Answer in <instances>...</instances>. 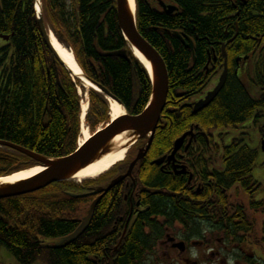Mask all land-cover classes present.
Here are the masks:
<instances>
[{"label": "trees", "instance_id": "16d2710c", "mask_svg": "<svg viewBox=\"0 0 264 264\" xmlns=\"http://www.w3.org/2000/svg\"><path fill=\"white\" fill-rule=\"evenodd\" d=\"M160 4L172 7L173 12ZM135 5L137 30L161 56L169 77L151 155L168 152L192 125L211 138L214 131L234 129L251 116L258 103L249 88L232 81V71L205 110L193 115L181 105L201 94L206 77L220 70V45L227 41L226 31L231 37L237 35L225 48L230 68L234 69L237 56L252 60L264 43V0H135ZM34 6L35 0H0V141L47 159H59L77 149L81 113L77 88L84 89L81 83L72 82L45 45ZM40 12L46 27L71 49L83 75L106 89L127 114H140L149 102L151 84L118 28L115 0H40ZM188 40L193 50L187 48ZM118 51H125L127 59L108 56ZM212 52L214 70L206 74ZM259 56L264 58V52ZM254 62V72L264 73V65ZM88 103L86 118L94 120L88 125L91 130L109 122V104L102 95L89 89ZM197 153V167L203 176L209 174L210 184L206 192L190 198L192 207L187 206L188 199L183 202L146 194L142 199L146 210L123 235L120 218L126 209H122L119 194L111 190L98 202L80 238L63 249L41 248L40 240H56L76 230L93 197L71 195L90 193L101 185L103 177L81 184L56 183L32 194L0 200V249L7 250L18 264H145L164 228L186 220L188 212L195 218L184 225L189 232L209 229L234 236L235 242V236L250 233L252 225L244 210L228 205L231 199L226 191L235 184L247 193L254 189L250 174L256 154L242 143H234L222 151V168L217 169L219 162L214 167L211 164L219 159L216 149L209 151L210 158L204 157V152L197 157ZM35 165L16 151L0 148V178ZM145 167L143 186L176 193L179 183L160 175L156 168ZM251 210L261 211V204L252 205Z\"/></svg>", "mask_w": 264, "mask_h": 264}, {"label": "flooded vegetation", "instance_id": "af4514ba", "mask_svg": "<svg viewBox=\"0 0 264 264\" xmlns=\"http://www.w3.org/2000/svg\"><path fill=\"white\" fill-rule=\"evenodd\" d=\"M225 34L227 37V41L233 38V36L231 37L227 31L225 32ZM227 41L226 43H223L225 44V48L226 45H228ZM221 45L220 70L215 72L212 77H206L207 83L201 94L196 96V98H193L190 101L186 102L184 105H181V107L187 106L193 114V104L203 99L208 92L214 89V87L218 83L219 77L224 69V63L226 61L227 78H229L230 72L232 71L233 77H230L232 78V81H234L237 85H239L240 83L245 86V88H249L251 95L258 103L257 106H255L256 108L252 111L253 113L251 114V116L244 120L242 123L236 125L234 130H246L248 128L254 129L259 137L258 140L262 151L261 146L264 142V73L260 72L259 74H256L254 72L256 66L254 60L264 65V58H261L259 56L260 54H262V52H264V43H261L260 46L257 47L258 50L254 52V57L251 61H249V57H235L234 69L230 68L231 58L229 57V55H227V53L226 55L223 54ZM212 56L213 57L211 59V56L208 55V65H206L205 67L206 74H208L209 69L211 71L214 70V65H211L210 63H215L216 57L214 56V53ZM260 69L262 68L260 67ZM258 85H261L262 87L259 88ZM260 95L262 96V99L259 98ZM223 132L224 130L214 131L210 138L207 137L204 132L200 131L196 127V125H192L187 131H185V133L180 135L174 141L172 148L168 152L162 151L156 155H151L152 145L154 142L153 138L152 143L147 150L144 158L136 163L131 171L130 176L122 180L120 184L112 189L114 192H116V195L119 194L120 199L122 200V205L124 207L122 209H126V211L123 213V217L120 218V222L124 221V230L126 229L128 220L129 223L127 224V229L136 220V218L146 210L145 206L142 205V199L145 198L146 194L149 196L151 195V197H159L162 199H181L183 202L188 199L189 201L187 206L192 207L193 201H191L190 198L194 194H202L206 192L205 188L210 184V179L208 177L209 174L204 173L203 176L202 170L197 167V165L199 164L198 162H195V153L198 151L197 157H199L204 152L203 156H207V158H210L211 155L209 151L216 149L219 155V159L211 164L212 167H214V164L216 162H219L216 168L220 169L222 168L221 155L224 148L231 147L234 143L243 144V140L238 139H232L229 144H226V132ZM185 134L188 135L174 154L173 159L168 162L167 157L171 155L175 142ZM147 142L148 140L144 139L135 143L127 152L125 160L115 166L105 176H103V182L101 183V185H98L95 190L100 188L104 189L114 179L126 175L138 152L146 147ZM245 146L249 148V146ZM249 149L252 150L251 148ZM255 154L256 158L257 153L255 152ZM161 158H164V160L160 164H157V161ZM144 167L156 168L160 175L171 179L175 183H179V188H176V193H168L166 188L150 190L143 186L142 175ZM209 167L211 168V166ZM253 169L251 170L250 178L251 181L255 184V187L251 192H245L240 184H235L228 191H226L227 196L229 197V199H231V202H229L228 205L233 209L240 208L247 214L246 221L249 223V225H252V230L250 233L237 234L235 236L236 241L234 242V236H229L219 232H211V230L209 229L200 228L198 232L197 230L195 231L192 228L195 233L189 232V230L184 228V225L186 223H189L190 219L192 221V219L194 220L195 218L192 217L193 214L188 212L186 220L174 221L170 224L171 227L170 225H168L164 228L163 236L157 242L152 253L149 255V258L153 257V255H155V252L161 250V256L159 255V257L156 258L155 264H211L212 262H217L218 264H264V225H260V232L255 233L257 222H255V218L250 217V214L253 216H257L259 214L264 215L263 203L255 202L253 200L255 194L260 190V185L252 178ZM208 171L210 170L208 169ZM95 190L91 191L90 193L94 192ZM237 191L242 192L241 195L247 197V199L245 198L246 203L243 202L240 199V196L238 197L236 193L234 195L232 194L233 192ZM109 192L103 196L108 195ZM98 196H100V194L92 196L93 199L88 204V207ZM254 204H261V211L256 212L251 210V206ZM87 211L85 212V215ZM185 214H187V212ZM189 215L190 218H188ZM84 217L85 216L81 218L80 222ZM214 234L220 235V238H217L215 242H213V239L211 237L216 236Z\"/></svg>", "mask_w": 264, "mask_h": 264}, {"label": "water", "instance_id": "95a60500", "mask_svg": "<svg viewBox=\"0 0 264 264\" xmlns=\"http://www.w3.org/2000/svg\"><path fill=\"white\" fill-rule=\"evenodd\" d=\"M115 5L117 25L128 48L131 51L135 50L136 52H138L150 65V72H148L142 61L134 56L146 70L151 84V95L146 108L143 109V111L138 115H128L125 113L115 121H110L109 126L106 125L103 130L96 131L95 134H93L92 137L79 149V151L67 157L59 159H47L21 147L0 141V147L16 151L26 156L37 164V166L35 167H41L44 170L30 179L19 181L17 183H0V200L32 194L41 191L53 184L72 180L74 175H76L79 171L87 168L96 161H99L102 157H104V155L108 154V151H110V148L112 147L113 140L119 135H123L126 139V143L125 145H123L121 150L129 149L132 144L136 143L139 140L147 139L148 142L146 147L138 152L126 175L114 179L104 189L100 188L92 193L85 195H71V197L73 198H87L100 194V196H98L91 203L86 217L82 220L80 225L72 234L56 240H42L40 241L41 248H54L57 250L66 248L86 232L92 221L94 210L98 202L101 200V197L112 190L115 186L120 184L122 180L129 177L136 163L144 158L147 150L152 143L153 137L160 121L161 114L163 113L165 108L169 92V77L166 65L158 52L138 32L136 27V15L132 14L127 0H115ZM160 5L165 11H167L168 9V13H171L174 10L172 9V7L168 8L163 4ZM38 26L47 48L54 54L59 63L68 70V68L65 66V64L53 49L50 42V34H48L46 25L44 24L40 16L38 17ZM236 36L237 35L227 41V44L232 43L236 39ZM4 39L7 40V38ZM187 48L193 50V43L190 40H188ZM221 49L223 54L226 55L224 44H222ZM108 56L119 57L125 60L127 59L125 51L110 53L108 54ZM69 73L70 77L72 78V74L70 71ZM83 78L90 86H92L93 90L103 95L105 98L112 100L123 111H125L122 104L106 89L88 80L85 76H83ZM226 79L227 66L225 61L224 69L219 77L217 85L212 91L208 92L203 99L193 104V114L200 113L213 103V101L224 88ZM188 134L183 135L175 142L171 155L167 157L168 162L173 159L174 154L179 149L183 140ZM261 147L262 152L264 153V142ZM164 158L158 160L157 164H160L164 160ZM33 168H29V170ZM128 223L129 220L127 224ZM127 224L126 229L124 230V234L127 230Z\"/></svg>", "mask_w": 264, "mask_h": 264}, {"label": "bare ground", "instance_id": "6f19581e", "mask_svg": "<svg viewBox=\"0 0 264 264\" xmlns=\"http://www.w3.org/2000/svg\"><path fill=\"white\" fill-rule=\"evenodd\" d=\"M128 5L130 7V10L132 14H135V2L134 0H127ZM50 37V42L52 44L53 49L55 50L56 54L58 57L62 60V62L65 64V66L68 68V70L71 72L72 77L75 81V83L80 82L81 87H83L84 92L81 90V88H78V94L81 97L82 104V121L85 119V115L88 111V105L86 103V95H87V89H91L92 86H90L83 78L82 71L78 67L73 54L67 50L66 47L61 45V43L56 39V37L53 34L49 35ZM134 56L142 61V63L145 65L146 69L148 72H150V65L147 63L143 57L136 52L135 50H132ZM109 107H110V118L111 120L115 121L122 115H124L123 110L115 104L113 101L109 102ZM91 137V134L86 131V129H81L80 132V141H79V146H82L85 142H87ZM125 138L123 135L117 136L112 143L116 144H121L125 145ZM125 150L118 149L116 151L110 152L104 157H102L99 161H96L95 163L91 164L87 168L79 171L76 175H74L73 180H75L78 183H82L85 180H94L97 179L98 177L104 175L107 173L109 170H111L114 166L117 164L121 163L124 158H125ZM43 169L41 167H35L33 169L27 170V171H22L16 174H13L9 177L6 178H1L0 183L3 184H13L17 183L19 181H23L26 179H30L37 174L41 173Z\"/></svg>", "mask_w": 264, "mask_h": 264}, {"label": "rangeland", "instance_id": "374dc122", "mask_svg": "<svg viewBox=\"0 0 264 264\" xmlns=\"http://www.w3.org/2000/svg\"><path fill=\"white\" fill-rule=\"evenodd\" d=\"M0 44H2L1 41H0ZM85 100L87 103L88 94L86 95ZM81 104H82V100H81ZM93 121L94 120L92 118L87 120V118L85 117V119L81 123V129H82V127H83V129H86V131H88L91 134V136L94 132H96L98 130H102L106 126V124L98 125L94 130H91L88 125L91 123H94ZM225 132H226V136H225L226 144H229L232 141V139L243 140V145L249 146V148H251L252 150H254L257 153L255 167L252 171V178L255 182H257L260 185V190L255 194L253 200L255 202H262L264 205V153H262V151H261L260 143L258 140L259 137H258L256 131L254 129L248 128L246 130L245 129L244 130H242V129H237V130L228 129V130H224L223 133H225ZM122 147H123L122 143L121 144L113 143L112 147L110 148V151H108V153L116 151L118 149H121ZM71 181L75 184H81V183L76 182L75 180H71ZM235 193L237 194L238 197L240 196V199L243 202L246 203L247 197L244 195H241L242 192L237 191V192H233L232 194L234 195ZM87 209H88V206H86L84 211H82L83 216L85 215V212L87 211ZM80 217H81V215L79 214L78 219ZM250 217L255 218V222H257L256 227H255V233H259L260 229H261L260 225H264V215L259 214L257 216H253L250 214ZM214 235H216V234H214ZM211 237L213 239V242H215L217 238H220V235L211 236ZM161 253H162L161 250H158L157 252H155V255H153V257H150L148 259V262H146L145 264H155L156 258L159 257V255L161 256ZM0 264H18V263L15 261V259L10 255V253L7 250L2 248V249H0ZM37 264H41V263H37ZM211 264H218V263L212 262Z\"/></svg>", "mask_w": 264, "mask_h": 264}]
</instances>
